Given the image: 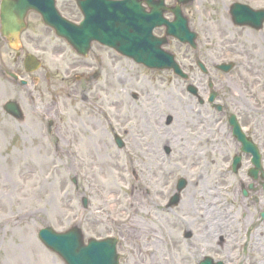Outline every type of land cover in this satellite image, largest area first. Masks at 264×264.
Listing matches in <instances>:
<instances>
[{"label": "rangeland", "instance_id": "1", "mask_svg": "<svg viewBox=\"0 0 264 264\" xmlns=\"http://www.w3.org/2000/svg\"><path fill=\"white\" fill-rule=\"evenodd\" d=\"M230 2L232 0H198L194 3V25H202L209 18L215 19L217 31L215 30L216 33L211 37H208L210 33L203 32L196 52L173 40L168 49L176 54L179 62H185V53L193 57L196 53L209 67L213 61L218 62L221 57L227 55L228 48L231 49L232 46L226 42L229 38L228 30L231 28L224 18ZM57 5L64 8L66 16L79 19L76 12H68L67 0H57ZM199 17L203 21L197 20ZM28 22V29L21 37L25 52H22L18 63H15L16 50L7 42L0 44V264H65L57 254L40 242L38 231L47 225L57 231H65L75 223L81 224L86 239L108 236L119 238L118 252L121 264H194L188 256L199 254L202 258L205 255H213L212 247L215 246L217 236H212V233L204 234L203 226H207L208 217L202 218L204 213L200 203L204 198H212L211 195L218 193L210 189L213 188L212 184L216 186V178L220 173H226L231 190L233 187L239 190L240 180L243 179V176H234L230 168L229 155H235L238 148L228 136L229 129L222 131V123L219 124L221 131H217V135L221 138V142L218 140L221 147L210 155L214 160L199 157L198 162L202 165L191 166L199 152H194L195 118L189 111V104L191 103L195 112L210 115L211 112L197 107L193 98L187 96L185 87L179 90L174 79H162L173 77L171 72L148 70L124 60L122 63L113 64V67H104L106 77L119 76L120 80V85L113 86L114 89H104V92L110 94L109 98L105 97V107L113 105L112 97L115 93L118 95L114 100H120V104L128 106L127 109L121 106H110L107 109L117 117L119 122L116 127L129 132V142L124 150L119 151L120 156L111 148L104 124V140L95 138L98 133H93V129L89 134L85 132L86 128L82 122L86 121V114L82 112L78 95L77 98L72 97L66 101L62 96L59 98V115L63 117L64 123L69 124L70 129L75 126V144L67 147L65 143H60L63 148H69V156L60 152L50 157L48 141L40 133V122L36 117L30 118L33 115L27 111L25 122L20 123L5 115L3 111V104L7 100L14 99L22 106L24 104L21 99L24 88L5 76L3 68L15 72L21 69L18 73L24 74L22 58L28 52L41 58L46 70L65 67V62L56 61L53 55L52 45L58 43V40L52 31L35 13L29 15ZM235 37L238 35L235 34ZM209 38L215 42L212 50L206 46ZM250 39L257 44L256 35ZM240 40L244 43L245 37L237 41ZM38 42H42L48 50L42 51L39 44L41 52H36L34 45H38ZM260 65L264 67V56L261 53L256 67ZM62 69L61 71H64ZM185 69L189 71L188 68ZM239 70H233L229 74L221 73L216 77L218 85H221L220 81H230L228 84L234 92L241 93L240 85L234 82L244 86L243 78L246 76ZM247 76V80L254 78L252 75ZM133 77H136V80L132 79ZM258 78L264 82V70ZM105 80L108 81L106 78ZM224 88L221 86L220 92L226 93L227 88L225 91ZM133 92L138 94L136 101L131 96ZM223 97L235 99L229 93ZM155 99L159 101L156 106ZM250 101L258 104L255 100ZM64 102L68 104L66 108ZM145 103L147 109H144L146 112L142 114V105ZM259 104L264 107V102L260 101ZM148 112L149 118L145 120ZM167 112L174 113L180 122L178 125L171 124L169 128L161 124L162 131L173 136L178 132L181 137L173 141L174 158L171 162L164 161L163 165V152L161 154L160 147L154 146L148 150L146 143L152 141L155 145L159 141L161 131L156 129V120ZM215 117L220 118L218 113ZM259 119L264 136V110L259 112ZM183 123L184 130L175 129ZM33 124L38 126L34 127ZM60 127L64 135V124ZM58 136L61 137L60 134ZM97 144L99 146L95 147ZM146 151L148 154H145ZM127 153L129 155L125 156ZM131 157L134 159L132 165L129 162ZM249 166L246 163L241 173L245 174ZM132 170L136 171L137 176H132ZM229 171L231 174H228ZM180 172L187 178V190L183 192L180 204L168 209L164 201L171 194V188L176 181L175 175L181 176ZM164 174L166 176H163ZM200 175L203 177L199 180ZM74 177L77 179L78 189L72 182ZM243 181L246 182L245 177ZM82 186L86 189L83 190ZM221 194L236 204V214L239 217L240 210L245 215L244 224L233 225V230L235 227L241 229L237 244H230L232 254L229 259H241L243 264H261V260H264V228L253 226L259 218L253 204L246 200L249 203L247 210L246 206H243V198L236 192L232 191L228 196ZM83 195L89 199L87 209L82 206ZM237 195L240 201L235 202ZM184 201L188 203L185 204ZM187 229L196 233L197 238L185 239L183 232ZM235 245H240L241 248L233 250ZM252 246L256 247L250 249ZM236 262L238 261L234 264Z\"/></svg>", "mask_w": 264, "mask_h": 264}, {"label": "flooded vegetation", "instance_id": "2", "mask_svg": "<svg viewBox=\"0 0 264 264\" xmlns=\"http://www.w3.org/2000/svg\"><path fill=\"white\" fill-rule=\"evenodd\" d=\"M67 2L68 5L66 8L68 12H76V7L73 1L67 0ZM233 2L234 0H232V2L230 3ZM194 3L197 2L194 1L192 4L183 7V12L188 21L190 30L197 35L196 47L193 48V50H195L196 52L199 39L202 38L200 36L203 34V32L204 34L206 32L210 33L208 37H211L215 30L217 31V20L214 19V21L209 18V20L204 22V24H198V26H195L194 20L196 19V17L194 12H192L193 8H195ZM244 3L252 7L254 10L264 9V0H251ZM226 10L227 11L225 16L228 20L224 18V21L226 22V24H228V27L231 28L228 30L229 38L226 42L232 44V46L230 47L231 49L228 48L227 50V55L221 57L218 62L213 61L211 63L212 65L208 67L206 66V61L199 58L196 53L194 57L190 54L185 53V62H180V66L183 70H186L185 68L189 69V71H187L188 78H183L181 76L175 75L174 72H171L173 74V77L167 76L162 79L169 81H172L174 79L179 90H182L181 88L185 87L187 96L191 99L193 98L197 107L205 108L206 110L211 112V115L195 112L191 103L189 104V108L191 109L189 111L195 118L194 129L196 130V132L193 137L195 138L194 142L196 143V147L194 152H199L198 156L193 159V163L191 166L196 167L202 165L200 162H198L199 157H203L205 159L210 158L211 160L215 159H212L210 155H212L213 151L215 152L221 147L218 144V140L219 142H221V138L217 135V131H221V128L219 130H216L217 124L222 123V131L225 130L226 132V130L229 129L230 132L228 136L234 141V144L237 145L238 149H236L238 151L236 152V154L233 156L229 155L230 168L234 176H243V179L245 177L246 182L241 179V188H239L238 190L237 188L233 187V189L231 190L229 189L226 173L219 174V177L216 178V186L212 184L213 188L210 189V191H212L213 189L216 190L219 194L217 193L216 195H211L212 198L206 197L205 199H207L208 201L205 203V205L202 204L205 214H207L206 208L209 207L211 210V212L207 214L208 219L210 218V220L208 221L207 219V226H203V231H205L204 234L212 233V236H217L215 240V246L212 247L213 255L210 254L214 259L221 260L223 264H234L235 261H238L236 262V264H243L241 259L237 260L229 258L232 254V248H230V244H237V236H239L241 229L239 227H235L233 230V225L236 223H238L239 225L244 224L243 222L245 219V215L242 213V210H240L241 212L239 211V217L236 214V204L233 203L231 199L224 197L221 193H224L226 196H228V194L232 191L236 192L239 196H241V198H243L242 203L243 206H246L245 208L247 210L249 209V203L247 201H250L254 206V211L259 215L256 223H253L254 228H264V136L262 130L260 129L261 124L259 119V112L264 110V107L259 104L260 101L264 102V82L263 80L261 81L258 78L260 77L261 71L264 70V67H262L261 65L258 68L256 67L257 63L259 64V54L261 53V55L264 56V21L260 29H257L256 27L250 25H238L234 21L233 15L231 14V6L229 5ZM167 18L169 20H174V16L172 14H168ZM197 20L203 21L200 17ZM165 32L166 29L164 27H159L155 30L157 36H164ZM235 34H237L238 37H235ZM252 34L254 36L256 35L257 44L250 39L254 37L252 36ZM32 37L34 38V35ZM243 37H245L244 43L241 40L237 41L238 39H242ZM56 39L58 40V43H53L54 45H52V49L54 50L53 55L55 56L56 61L62 60L65 62V67L63 69L61 68L64 71H61V69L57 67L53 70H46L44 68L45 63L40 58L42 64L41 68L35 73H28L25 66L27 65L31 67L32 63L30 61L26 62L28 54H31L29 52L26 53L24 56L25 59L24 57L22 58L24 70V74H22L24 79L22 81L25 82V84H22V82L18 84L21 88H24L23 96L21 95V99L24 104L22 106L18 102L22 114L20 117H18V119H15L20 123H24L28 115L27 111H29L33 115L30 116V118L36 117L40 122V133L48 141L50 157L58 154L59 152H62L64 153V155L69 156V148H63L60 143H65L67 147L74 145L77 136L74 132L75 126L70 129L69 124L64 123L63 117L59 115V102L61 100L59 98L60 96H62L64 97V101H66L70 100L72 97L77 98L78 95H80L82 112L86 114V121L82 122L84 127L86 128L85 132L89 134L93 129V133H98V136L95 135V138L98 137V139L104 140L105 130L102 128V124H104L106 132L108 133L109 144L111 148L115 150L117 155L120 156L121 152L119 151L124 150L127 142H129V132L127 130L121 131L120 129H118V127H116V124L119 121L117 117L113 113H109L110 111H108L107 109L110 106L113 108L115 106H121L127 109L128 106H125L123 103L120 104V100H114V97L118 95L115 93L112 97L113 105L105 107V97H108L110 94L104 92V89L107 87L113 88V86L115 87V85H120V80L119 76H116L114 78L112 75H109L106 77V75H104V67H113V64H116L117 62L122 63V61L124 60L131 62L133 65H139H137L131 59L120 55L110 47L99 43H92L89 52L86 55H80L64 40L57 36ZM172 41L173 40H170L167 46H170ZM207 42L208 43L206 44V46L209 47V50H212V46L215 42L211 38H209ZM41 43L42 42H38L36 43L38 45H34L36 52H41V50L46 52L48 50ZM178 43L181 46L191 48L187 44H183L181 42ZM39 44L42 48L41 50L38 47ZM22 48L23 49L21 51L16 52L17 55L15 57V63H18L19 59L21 58L20 52H25L24 45H22ZM222 65L231 66V70L228 71L222 69L220 67ZM106 69L108 68L106 67ZM239 69H241L243 74L246 76L243 78L244 86L240 83L234 82L233 80L232 81L240 85L241 93L234 92V89L228 84L230 83V81H220L221 85H218V80L216 78L217 76H219L221 73L229 74L233 70L236 71ZM16 71L20 73L21 69H18ZM247 75H252L254 76V78L251 80H247ZM105 78L108 81H106ZM109 78H111V81H109ZM132 79L136 80V77H133ZM190 84L195 87L196 92L192 93L189 91ZM30 86L32 87V89H30ZM221 86L227 88L226 93L220 92ZM228 93L231 94V96L235 99L230 100L227 97H223V95H227ZM131 96L134 101L138 99V94L135 92H133ZM181 100L182 99L180 98V101ZM250 100H255L259 105L251 103ZM157 102H159L158 99H155V106ZM64 103V107L66 108L68 104L66 102ZM142 107V114H144L146 112V110L144 109H147V104H143ZM216 113L219 114V119L215 117ZM62 114H64L63 111ZM182 114L184 115V113ZM6 115L9 114L6 113ZM148 115H150V112L146 114L145 120L149 118ZM224 118L225 120H223ZM150 121L151 120H148V122ZM156 121L158 124V127L156 129L161 131L159 135L161 136V138L155 145L153 144L154 142L148 141V143H146V146H149L148 150L151 147L153 149L154 146L160 147L161 154L163 152L162 163L164 165V161L171 162V160L174 158V155H172V145L174 144L173 141L179 139L181 135L178 132L174 136L171 133H165L164 131H162L163 128L161 124H163L165 128H169L173 123L178 125L180 120L179 118H176L174 116V113L167 112L163 113L160 116L159 120ZM232 121H234L241 128L246 139L256 144L258 150L261 153V161L263 165L262 170H259L256 173L250 172L253 155L250 152L241 153L242 142H240L238 137L234 134L235 125L234 123H232ZM61 124H64V127L66 129V132L64 133L65 136L61 133ZM33 126L36 127L38 125L33 124ZM175 129L184 130V123L179 125ZM147 132L149 133V130H147ZM58 134H60L61 137H59ZM98 146L99 144H97L95 147ZM51 147L53 148L51 149ZM50 149L52 151H50ZM145 154H148V151H146ZM240 154V168L237 172H234L232 167L234 157ZM127 155L129 154L127 153L125 156ZM133 160L134 159L132 157L129 158V162L131 164L132 162H134ZM246 163H248L250 166L247 168L245 174H242L241 170H243V166ZM134 170L133 174L137 176V173ZM180 173L181 176L179 177L175 175L176 181L174 184V188L172 189V193L167 197L168 202L166 208L168 209L173 206H178L182 201L183 192L187 190L185 189L188 185L187 178L184 176L183 172ZM173 174L174 172L172 173V175ZM228 174H231V172L229 171ZM163 176L166 175L164 174ZM201 176L202 175L199 176V180L203 177ZM184 178L186 182H183L185 184L183 191H181L180 195H178L177 198H174V194L177 190L180 180ZM168 186L169 184H167V187ZM85 189L86 188L83 187V190ZM244 191L247 192L246 195H244ZM238 195L236 196L235 202L240 201ZM245 201L246 203H244ZM186 202L185 204L188 203ZM199 209L201 210L200 207ZM183 237L185 239H192L194 237L197 238V234H194L192 230L187 229L183 232ZM238 247L237 245H235V248L233 250H236ZM254 247L256 246H252L250 249H253ZM187 258H192L191 261L194 264H199L203 257L200 258L199 254H193L191 256H188ZM258 261H260V259H258ZM260 263L263 264L264 260L262 259Z\"/></svg>", "mask_w": 264, "mask_h": 264}, {"label": "water", "instance_id": "3", "mask_svg": "<svg viewBox=\"0 0 264 264\" xmlns=\"http://www.w3.org/2000/svg\"><path fill=\"white\" fill-rule=\"evenodd\" d=\"M185 3L189 0H178ZM86 2L79 1L81 6ZM121 5H124L121 3ZM125 10L117 13L114 23L106 22L112 31L105 26L93 23L74 25L63 19L55 9V0H3L2 3V34L9 39H19L20 31L25 27V17L29 10L38 11L43 21L54 27L57 33L64 37L69 43L77 48H83L93 39L106 40L107 43L117 45L124 54L133 56L137 61L143 62L152 68H169L174 66V56L164 52L161 45L166 43V38L158 39L152 34L155 26L163 22L162 4L154 7L152 12L145 14L139 4L130 3ZM241 8V7H240ZM237 19L240 23L250 21L249 16H245L237 8ZM178 15L179 10H175ZM180 22L168 24L167 35H174L180 40L189 41L194 45L195 35H187L179 26ZM8 109L15 115H19V110L14 102L8 103ZM39 237L43 243L52 251L58 253L67 264H119V255L116 251L117 240L106 238L97 240L90 238L88 244L84 242V234L78 226L70 230L59 233L51 227H46L39 231ZM202 264H212L207 260ZM220 264V263H218Z\"/></svg>", "mask_w": 264, "mask_h": 264}, {"label": "bare ground", "instance_id": "4", "mask_svg": "<svg viewBox=\"0 0 264 264\" xmlns=\"http://www.w3.org/2000/svg\"><path fill=\"white\" fill-rule=\"evenodd\" d=\"M207 201H208V200L205 199L204 202H203L202 204L205 205V203H206ZM186 203H187V202H186ZM206 209H207L206 213L209 214V213L211 212L210 208L208 207V208H206ZM205 216H206V215H205Z\"/></svg>", "mask_w": 264, "mask_h": 264}]
</instances>
